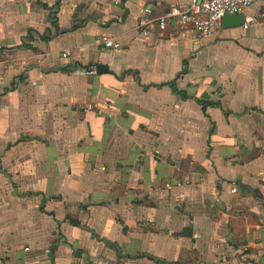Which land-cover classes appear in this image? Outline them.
I'll use <instances>...</instances> for the list:
<instances>
[{
	"label": "crops",
	"instance_id": "obj_1",
	"mask_svg": "<svg viewBox=\"0 0 264 264\" xmlns=\"http://www.w3.org/2000/svg\"><path fill=\"white\" fill-rule=\"evenodd\" d=\"M185 1L0 0V264L264 262V18Z\"/></svg>",
	"mask_w": 264,
	"mask_h": 264
},
{
	"label": "built area",
	"instance_id": "obj_2",
	"mask_svg": "<svg viewBox=\"0 0 264 264\" xmlns=\"http://www.w3.org/2000/svg\"><path fill=\"white\" fill-rule=\"evenodd\" d=\"M261 1L258 14L243 16L241 28L246 30L249 24L255 22L258 17L264 18V0H186L180 6H172L164 15L158 16L153 22L156 29L160 32L164 29L166 20L170 19L177 27L190 29L196 36L203 37L213 32L223 15L241 14L242 11L253 3ZM148 8H143L148 12ZM148 30H141L142 35H147ZM102 45L113 50H120L119 42L111 38H102ZM66 53H62L64 57ZM94 72V69H86L85 73ZM1 76V72H0ZM235 186L230 188V192H235Z\"/></svg>",
	"mask_w": 264,
	"mask_h": 264
},
{
	"label": "water",
	"instance_id": "obj_3",
	"mask_svg": "<svg viewBox=\"0 0 264 264\" xmlns=\"http://www.w3.org/2000/svg\"><path fill=\"white\" fill-rule=\"evenodd\" d=\"M222 25L224 27H233V26H239L243 22V16L241 14H225L221 18ZM88 65H92L94 72L97 74L103 73L107 70V67L104 64H91L88 63ZM106 244H113L112 242L103 240Z\"/></svg>",
	"mask_w": 264,
	"mask_h": 264
},
{
	"label": "trees",
	"instance_id": "obj_4",
	"mask_svg": "<svg viewBox=\"0 0 264 264\" xmlns=\"http://www.w3.org/2000/svg\"><path fill=\"white\" fill-rule=\"evenodd\" d=\"M41 5H42L43 8H47V6H46L45 4H41ZM28 37L30 38V33L28 34ZM167 85L171 88V90H172L175 94L179 95V97H180L181 99H184V98L187 97V96L185 95L184 92H182V91H180V90H178V89L175 88V86H174V82H173V81L167 82ZM198 102H199L200 104L204 105L203 102H200V101H198ZM70 222H71L72 224L78 225V223H77L76 221H74V220H70Z\"/></svg>",
	"mask_w": 264,
	"mask_h": 264
},
{
	"label": "rangeland",
	"instance_id": "obj_5",
	"mask_svg": "<svg viewBox=\"0 0 264 264\" xmlns=\"http://www.w3.org/2000/svg\"><path fill=\"white\" fill-rule=\"evenodd\" d=\"M262 264H264V262Z\"/></svg>",
	"mask_w": 264,
	"mask_h": 264
}]
</instances>
